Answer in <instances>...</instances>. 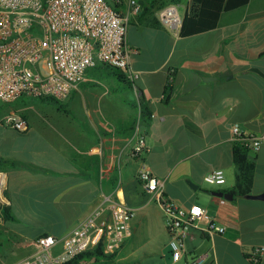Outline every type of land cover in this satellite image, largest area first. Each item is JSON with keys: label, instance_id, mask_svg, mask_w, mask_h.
<instances>
[{"label": "crops", "instance_id": "1", "mask_svg": "<svg viewBox=\"0 0 264 264\" xmlns=\"http://www.w3.org/2000/svg\"><path fill=\"white\" fill-rule=\"evenodd\" d=\"M119 1V9L125 10L130 0ZM138 1L142 12L133 17L127 34L135 89L127 73L99 66L88 71V80L64 102L69 113L55 107L32 119L25 110L44 101L21 99L0 119V159L21 165L0 173L15 219L5 228L0 264L31 256L41 236L65 238L114 192L135 211L132 237L149 216L163 232V212L137 180L139 159L133 157L134 124L143 108L144 158L164 183L165 195L183 207L202 205L228 228L214 237L194 232L185 244L189 256L178 263L171 260L170 246H155L148 251L154 264H186L194 256L203 257V264H264V254L254 259V251L264 248V201L235 198L233 163L235 125L246 137L264 136V0H251L231 12L224 11L227 0L201 5L192 0ZM171 6L182 20L187 14L198 17L201 9L222 15L217 29L183 38L182 24L169 29L159 19ZM13 113L25 115L27 131L3 122ZM251 158L256 163L253 195H261L264 143ZM213 171L224 173L225 184L205 182ZM129 187L136 190L131 204L126 203ZM218 193L234 199L222 205ZM128 241L116 258L132 247Z\"/></svg>", "mask_w": 264, "mask_h": 264}, {"label": "built area", "instance_id": "2", "mask_svg": "<svg viewBox=\"0 0 264 264\" xmlns=\"http://www.w3.org/2000/svg\"><path fill=\"white\" fill-rule=\"evenodd\" d=\"M142 9L138 0H130L125 10H116L114 0H0V102L10 105L21 99L53 98L64 103L88 80V71L99 66L127 73L134 87L137 75L130 70L127 34L133 17ZM159 19L169 29L182 24L173 6L162 10ZM3 122L19 132L28 130L18 114H9ZM141 124L140 118L134 124L137 180L163 212L171 260L178 263L189 256L185 244L194 232L214 237L225 235L228 228L202 205L183 207L165 195L164 183L144 158L148 147ZM233 135L253 152L264 143V136L246 137L239 125L233 127ZM204 180L210 185L226 182L222 171H213ZM226 203L225 199L220 201ZM134 218L135 211L117 192L106 195L65 238L40 237L36 251L17 264H66L96 249L105 256L117 255L133 235ZM262 254L264 248L256 249L255 261ZM203 262V257L194 256L186 264Z\"/></svg>", "mask_w": 264, "mask_h": 264}, {"label": "trees", "instance_id": "3", "mask_svg": "<svg viewBox=\"0 0 264 264\" xmlns=\"http://www.w3.org/2000/svg\"><path fill=\"white\" fill-rule=\"evenodd\" d=\"M114 0L115 9L119 10L120 4ZM155 1L157 0H153ZM204 0H192L193 4L201 5ZM251 0H227L224 11L231 12L237 9L243 8L250 3ZM221 13L208 9H201L198 17H191L187 14L182 20V26L180 35L183 38H189L204 33L211 32L217 29ZM120 80H125V76H119ZM44 102L51 104L60 111H65L66 106L63 102L55 100L53 98L42 99ZM137 108V107H136ZM141 118H146V113L143 108L141 110ZM251 150L247 146L245 141H237L234 145L233 151V163L235 166V198H246L247 196L253 195V186L255 181L256 163L251 158ZM21 165L13 161H4L0 159V173H5L10 168H19ZM0 217L7 222H15L14 217L11 215L10 206H4L0 209ZM47 236V235H44ZM42 237V236H41ZM116 255L105 256L101 249L86 252L78 255L70 262L66 264H106L111 260H114ZM105 260V261H104ZM104 261V262H103Z\"/></svg>", "mask_w": 264, "mask_h": 264}, {"label": "rangeland", "instance_id": "4", "mask_svg": "<svg viewBox=\"0 0 264 264\" xmlns=\"http://www.w3.org/2000/svg\"><path fill=\"white\" fill-rule=\"evenodd\" d=\"M110 2H113V0H108ZM9 105L2 104L0 102V119L4 116V114L7 112ZM27 107V106H26ZM28 110H25V113L29 115L32 119H39L41 118V113L47 112V114H51L52 110L55 109L54 106H52L49 103L46 102H40L37 101L36 103H31ZM25 109V107H23ZM46 110V111H45ZM79 108L75 110V113L78 118L82 117V114ZM24 119L26 118L25 115H22ZM142 119L141 115L137 119ZM1 175V174H0ZM136 187V186H135ZM3 197L5 198V201L1 200L0 198V209L4 206H6V196H5V185L3 186ZM126 190V197H127V204H131V201L134 200V196L136 194V190H134V187H129ZM1 216V215H0ZM154 216H149L148 219L144 221L143 229L141 232L138 233V235H135L128 241L130 245L129 248L122 254H120L117 258L114 260L109 261L106 264H154L155 259L151 256H148L149 250L154 248L155 246H169L170 245V236L168 232L165 231V228L163 227V232H161L154 224ZM19 226H25V221L18 220ZM8 225L7 222H5L2 217H0V245L4 244L6 234H5V228ZM26 227V226H25ZM28 228V227H27ZM129 245V244H128ZM127 245V246H128ZM0 248L5 249V246H0ZM105 261V260H104ZM103 261V262H104Z\"/></svg>", "mask_w": 264, "mask_h": 264}, {"label": "water", "instance_id": "5", "mask_svg": "<svg viewBox=\"0 0 264 264\" xmlns=\"http://www.w3.org/2000/svg\"><path fill=\"white\" fill-rule=\"evenodd\" d=\"M189 185L194 190H197V186H195L193 183L189 182ZM216 195L221 197V198H224L225 200H228V201H233V199H234V196L232 194L218 193ZM246 199L264 201V194H261V195H250V196H247Z\"/></svg>", "mask_w": 264, "mask_h": 264}, {"label": "bare ground", "instance_id": "6", "mask_svg": "<svg viewBox=\"0 0 264 264\" xmlns=\"http://www.w3.org/2000/svg\"><path fill=\"white\" fill-rule=\"evenodd\" d=\"M5 185V177L3 175H0V198L1 200L5 201V198L3 197V186ZM2 191V193H1Z\"/></svg>", "mask_w": 264, "mask_h": 264}]
</instances>
